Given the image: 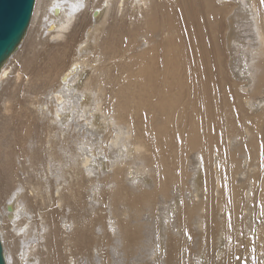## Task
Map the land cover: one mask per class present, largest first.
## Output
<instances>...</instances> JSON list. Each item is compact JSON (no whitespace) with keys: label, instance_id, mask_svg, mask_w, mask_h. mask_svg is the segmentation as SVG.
Returning a JSON list of instances; mask_svg holds the SVG:
<instances>
[{"label":"bare ground","instance_id":"bare-ground-1","mask_svg":"<svg viewBox=\"0 0 264 264\" xmlns=\"http://www.w3.org/2000/svg\"><path fill=\"white\" fill-rule=\"evenodd\" d=\"M0 235L7 264H264V2L36 0Z\"/></svg>","mask_w":264,"mask_h":264},{"label":"water","instance_id":"water-1","mask_svg":"<svg viewBox=\"0 0 264 264\" xmlns=\"http://www.w3.org/2000/svg\"><path fill=\"white\" fill-rule=\"evenodd\" d=\"M35 4L36 0H0V71L21 44ZM0 264H7L1 237Z\"/></svg>","mask_w":264,"mask_h":264},{"label":"rangeland","instance_id":"rangeland-1","mask_svg":"<svg viewBox=\"0 0 264 264\" xmlns=\"http://www.w3.org/2000/svg\"><path fill=\"white\" fill-rule=\"evenodd\" d=\"M42 2H43V0H42ZM0 237H1V235H0ZM1 241H2V237H1ZM3 243V242H2Z\"/></svg>","mask_w":264,"mask_h":264},{"label":"snow or ice","instance_id":"snow-or-ice-1","mask_svg":"<svg viewBox=\"0 0 264 264\" xmlns=\"http://www.w3.org/2000/svg\"><path fill=\"white\" fill-rule=\"evenodd\" d=\"M262 2H264V0H262Z\"/></svg>","mask_w":264,"mask_h":264}]
</instances>
